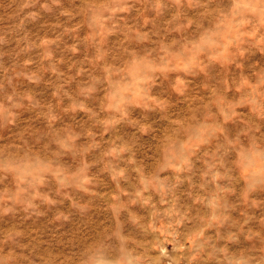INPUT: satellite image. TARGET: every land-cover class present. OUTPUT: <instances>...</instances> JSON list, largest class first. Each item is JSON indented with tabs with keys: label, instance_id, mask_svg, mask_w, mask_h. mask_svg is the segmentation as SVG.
<instances>
[{
	"label": "clouds",
	"instance_id": "obj_1",
	"mask_svg": "<svg viewBox=\"0 0 264 264\" xmlns=\"http://www.w3.org/2000/svg\"><path fill=\"white\" fill-rule=\"evenodd\" d=\"M176 2L204 8L200 20L184 25L187 29L195 24L193 33L169 44L174 55L167 58H161L159 35L154 33L153 39L131 36L132 41L138 42L133 45L137 59L148 62L141 63L135 75L128 71L133 54L127 48L117 50L111 61L94 68L96 74L89 90L103 95L96 97L94 109H86L93 121L89 128L75 131L71 126L49 127L43 132H18L19 110L30 106L32 99L18 90L15 74L0 79V170L5 179L14 178L22 186L17 189L20 196L31 204L43 175L45 190L57 202L74 200L87 205L84 215L101 217L98 223L93 222L90 231L61 241L56 248L51 245L54 254L36 243L13 255L12 264H264V227L251 233V244L242 249L232 247L240 243L235 232L209 235L210 229L221 228L226 219L222 201L231 189L222 187L223 181L239 178L246 182L249 191L264 189V68L258 93L261 107L258 113H253L252 125H245L241 134L249 137L250 146L235 138L225 137L220 142L215 148L219 155L212 154L200 182L190 183V190L184 193L191 210L177 208L173 189L182 180L192 181L195 173L185 161L194 153L188 152L182 143L170 144L161 154L153 153V158L146 157L141 162L136 145L116 142L127 126L143 130L148 121L140 117L138 110L164 111L166 106L152 95L158 81L174 83L176 76L190 73L204 61L216 58L236 63L250 48L264 54V0H247L248 9L240 11L235 10V0H230L227 6L225 0ZM35 3L42 11L55 6L69 19L79 17L78 26H86L97 34L105 25L113 26L115 11L130 6L127 0H72L70 8L62 7L63 0H35ZM226 7L231 26L211 27L209 30L215 35L213 45L197 47L196 33L204 29L207 21L215 25ZM0 42H4L3 37ZM105 63L110 68L107 76L103 71ZM42 164L51 166L47 173L41 171ZM57 169L61 170L59 175ZM164 171L175 173L174 178L170 176L168 182H149ZM109 182L114 187L106 188ZM153 187L159 200L153 201L152 194L145 195ZM198 207L210 208L211 214H199ZM153 225L163 228L165 240L171 237L168 242L174 245V257L165 259L153 254L163 244L158 237L148 239L160 231ZM189 227L194 230L185 231Z\"/></svg>",
	"mask_w": 264,
	"mask_h": 264
},
{
	"label": "rangeland",
	"instance_id": "obj_2",
	"mask_svg": "<svg viewBox=\"0 0 264 264\" xmlns=\"http://www.w3.org/2000/svg\"><path fill=\"white\" fill-rule=\"evenodd\" d=\"M127 3L130 6L113 13V26L105 25L99 34L86 26H78L79 17L69 19L55 6L42 11L35 0H3L0 3V37L4 41L0 42V79L15 74L18 90L32 99L30 106L19 110L18 132H43L49 127L71 126L75 131L89 128L93 121L86 109H94L96 97L103 95L89 90L96 74L93 69L100 63L111 61L113 54L124 48L133 54L132 65L128 68L130 73L135 75L141 63L148 64L146 59H137L133 45L138 42L132 41L131 36L144 35L153 39L155 33L161 37V58L174 55L169 44L182 35L193 33L195 24L187 29L184 25L194 19L200 20L205 11L202 7H189L176 0H127ZM229 3L230 0H225L226 6ZM72 6V0H63V8ZM242 9H248L247 0H235V10ZM214 26L226 29L231 26L227 7L225 14L215 20V25L207 21L204 29L196 33L197 47L213 45L215 35L209 29ZM148 66L152 67L151 64ZM262 68L264 54L250 48L236 63H225L216 58L204 61L190 73L176 76L174 83L158 81L152 95L166 106L164 111L138 110L140 117L148 121L143 130L127 126L116 140L117 144L136 145L141 162L146 157L153 158V153L161 154L170 144L182 143L188 152L194 153L185 161L192 165L195 173L192 181L182 180L173 189L180 210H191L184 193L190 190V183L200 182L201 174L210 166L215 148L225 137L250 146L249 137L241 134L245 125H252L253 113H258L261 107L258 93ZM103 71L107 76L108 64L105 63ZM173 121L177 123L173 124ZM50 167L40 166L43 173H47ZM60 172L57 169L58 175ZM246 173L247 169H244L243 174ZM174 175L170 171L160 172L149 182H168ZM45 183L42 175L39 186L34 189L35 199L29 204L17 191L22 186L12 177L5 179L0 170V264H12L13 255L36 243L54 254L52 246L56 248L61 241L90 231L93 222L98 223L101 219L94 214L84 215L85 204L74 200L57 202L45 190ZM221 186L231 189L222 201L226 219L221 228L210 229L209 235L235 232L240 243L232 247L242 249L251 244L250 234L264 227V189L257 187L249 191L246 182L239 178L225 180ZM112 187L114 185L110 182L106 184V188ZM148 194H152L153 201L159 200L155 187L145 193ZM197 212L211 214L210 208L204 207H198ZM153 228L160 231L148 239L158 237L163 241L153 254L165 259L174 257V245L168 242L171 237L165 240L160 225H153ZM193 230V227L185 229Z\"/></svg>",
	"mask_w": 264,
	"mask_h": 264
}]
</instances>
